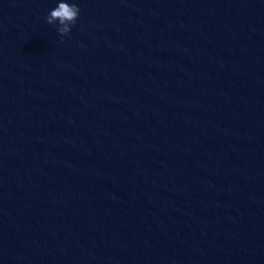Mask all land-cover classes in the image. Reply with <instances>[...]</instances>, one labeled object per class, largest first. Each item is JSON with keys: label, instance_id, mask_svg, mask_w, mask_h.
Returning <instances> with one entry per match:
<instances>
[{"label": "water", "instance_id": "obj_1", "mask_svg": "<svg viewBox=\"0 0 264 264\" xmlns=\"http://www.w3.org/2000/svg\"><path fill=\"white\" fill-rule=\"evenodd\" d=\"M58 2L0 0V264H264V0Z\"/></svg>", "mask_w": 264, "mask_h": 264}, {"label": "clouds", "instance_id": "obj_2", "mask_svg": "<svg viewBox=\"0 0 264 264\" xmlns=\"http://www.w3.org/2000/svg\"><path fill=\"white\" fill-rule=\"evenodd\" d=\"M80 9L75 3H68L67 0H59L56 7L49 11L45 22L50 26H56L60 37L70 34L72 26L79 17ZM63 40H61V43Z\"/></svg>", "mask_w": 264, "mask_h": 264}]
</instances>
